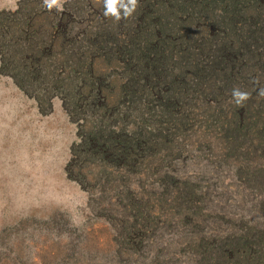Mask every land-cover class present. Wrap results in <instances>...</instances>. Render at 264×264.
<instances>
[{
    "label": "rangeland",
    "instance_id": "obj_1",
    "mask_svg": "<svg viewBox=\"0 0 264 264\" xmlns=\"http://www.w3.org/2000/svg\"><path fill=\"white\" fill-rule=\"evenodd\" d=\"M138 3L0 0V264H264V0Z\"/></svg>",
    "mask_w": 264,
    "mask_h": 264
},
{
    "label": "clouds",
    "instance_id": "obj_2",
    "mask_svg": "<svg viewBox=\"0 0 264 264\" xmlns=\"http://www.w3.org/2000/svg\"><path fill=\"white\" fill-rule=\"evenodd\" d=\"M64 2L65 0H42L44 7L49 11L53 8L62 11ZM103 7L105 9L104 15L112 17L118 22L122 18L133 16L139 7V3L138 0H103ZM257 94L264 97V88H260ZM231 97L237 106H243L251 98V94L239 87H234L231 91Z\"/></svg>",
    "mask_w": 264,
    "mask_h": 264
},
{
    "label": "trees",
    "instance_id": "obj_3",
    "mask_svg": "<svg viewBox=\"0 0 264 264\" xmlns=\"http://www.w3.org/2000/svg\"><path fill=\"white\" fill-rule=\"evenodd\" d=\"M131 147V146H130ZM132 148H129V149H126V150H124L123 149V156H124V159H128V158H130L129 159V161H133V160H135V159H132V157H136L137 155L136 154H134V156H132L131 154H132ZM137 158V157H136ZM184 194L186 195V194H188V192H187V190L186 191H184ZM236 234H232V235H228V240H234L233 241V243L235 242V241H238L234 236H235ZM236 244V243H235ZM240 246V245H239ZM240 248V247H239ZM261 260H263V259H261Z\"/></svg>",
    "mask_w": 264,
    "mask_h": 264
}]
</instances>
